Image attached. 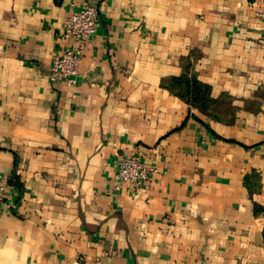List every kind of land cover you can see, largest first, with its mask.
Returning a JSON list of instances; mask_svg holds the SVG:
<instances>
[{
  "label": "crops",
  "instance_id": "obj_1",
  "mask_svg": "<svg viewBox=\"0 0 264 264\" xmlns=\"http://www.w3.org/2000/svg\"><path fill=\"white\" fill-rule=\"evenodd\" d=\"M255 0H0V264H264V27ZM73 3V6L70 4ZM95 5L76 83L48 78ZM193 75L231 123L171 93ZM156 174L136 192L119 159Z\"/></svg>",
  "mask_w": 264,
  "mask_h": 264
},
{
  "label": "built area",
  "instance_id": "obj_2",
  "mask_svg": "<svg viewBox=\"0 0 264 264\" xmlns=\"http://www.w3.org/2000/svg\"><path fill=\"white\" fill-rule=\"evenodd\" d=\"M70 6H73V3ZM254 16L264 27V0L254 1ZM98 26L99 11L95 5H83L69 13L61 32V37L67 43V47L52 58L48 74L50 81H61L66 86H72L76 83L78 66L86 41L96 34ZM156 172L155 167L144 165L137 156L123 157L119 159L118 168L114 175L117 182L116 187L125 184L136 192ZM6 180V177L0 174V203L6 190ZM76 264H80V261H77Z\"/></svg>",
  "mask_w": 264,
  "mask_h": 264
},
{
  "label": "trees",
  "instance_id": "obj_3",
  "mask_svg": "<svg viewBox=\"0 0 264 264\" xmlns=\"http://www.w3.org/2000/svg\"><path fill=\"white\" fill-rule=\"evenodd\" d=\"M165 87L175 96L216 121L231 123L234 120L235 108L230 105L228 97L221 95L212 98L210 87L193 75L182 73L180 76L169 78Z\"/></svg>",
  "mask_w": 264,
  "mask_h": 264
}]
</instances>
